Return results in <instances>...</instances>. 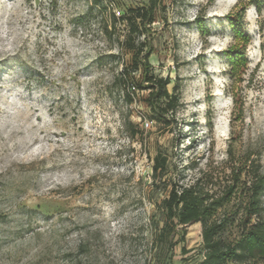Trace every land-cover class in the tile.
I'll list each match as a JSON object with an SVG mask.
<instances>
[{"label": "rangeland", "instance_id": "rangeland-1", "mask_svg": "<svg viewBox=\"0 0 264 264\" xmlns=\"http://www.w3.org/2000/svg\"><path fill=\"white\" fill-rule=\"evenodd\" d=\"M150 2L0 0V264H200L201 222L173 247L159 236L173 185L227 193L214 219L223 240L240 236L264 174V0H154L150 31L133 36L171 79L167 121L126 44L125 16Z\"/></svg>", "mask_w": 264, "mask_h": 264}, {"label": "trees", "instance_id": "trees-1", "mask_svg": "<svg viewBox=\"0 0 264 264\" xmlns=\"http://www.w3.org/2000/svg\"><path fill=\"white\" fill-rule=\"evenodd\" d=\"M95 1L98 2V0ZM125 18L129 25L126 44L134 51L137 68H141V79L138 80L137 86L149 90L145 101L153 118L158 121H167L169 112L171 110L174 112L178 104V98L168 88L171 79L155 75L149 57L143 56L144 52L151 50V47H148L147 37L136 40L133 36L150 31L151 24L156 20L154 0L148 4L130 8ZM231 20L240 39L249 40L241 27L242 24L237 21L239 19L234 20L231 17ZM227 53L233 68L239 69L246 65L247 59L239 44L229 49ZM134 132L137 134L138 131ZM167 166V156L157 153L153 164L154 175L157 176L165 171ZM263 189L264 174H259L250 190L240 236L234 241H225L220 234L225 228L226 220L214 219V215L227 200V193L215 197L202 189L198 183L185 186L173 185L168 196L162 201L165 216L159 236L162 239L172 236L170 245L173 247L179 241L185 240L189 224L201 222L205 255L200 264H226L231 260L236 261L235 264H244L248 261L258 264L257 260H264V218L261 216L264 210ZM254 217L257 219L254 220ZM176 235L178 238L173 241ZM183 250L188 251L186 247Z\"/></svg>", "mask_w": 264, "mask_h": 264}, {"label": "built area", "instance_id": "built-area-1", "mask_svg": "<svg viewBox=\"0 0 264 264\" xmlns=\"http://www.w3.org/2000/svg\"><path fill=\"white\" fill-rule=\"evenodd\" d=\"M134 87H135V86H134ZM146 125H149V122H148V121L146 122Z\"/></svg>", "mask_w": 264, "mask_h": 264}]
</instances>
